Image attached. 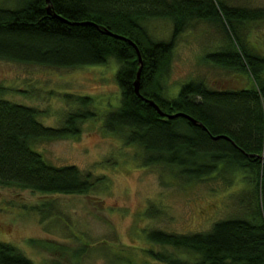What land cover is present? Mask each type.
Wrapping results in <instances>:
<instances>
[{
	"label": "trees",
	"instance_id": "trees-1",
	"mask_svg": "<svg viewBox=\"0 0 264 264\" xmlns=\"http://www.w3.org/2000/svg\"><path fill=\"white\" fill-rule=\"evenodd\" d=\"M13 0L0 4V60L50 68L78 69L118 64L116 81L120 106L109 112L104 128L137 146L142 165L155 168L163 183L167 178L192 185L211 178L240 179L251 187L253 205L247 200L243 216L217 221L208 231L191 234L152 230L149 241L186 254L147 250L162 264H264V54L249 38L255 25L264 22V8L228 0ZM172 24L167 41H156L148 24ZM213 26L223 39L221 49L205 60L222 70L250 80V86L216 89L200 80L184 84L175 98L164 95L160 79L168 72L179 38L197 23ZM75 23V24H73ZM90 23L89 25H82ZM101 28V29H100ZM143 59L141 94L169 115L161 117L135 93L138 55ZM0 85V186L45 195H87L106 181L77 166H54L35 150L40 142L76 138L87 121L98 114L91 97L66 95L75 109L62 126H45L41 112L6 99ZM171 180V181H172ZM232 183V180L230 181ZM100 185V186H99ZM149 217L153 211L148 210ZM0 264H34L15 246L0 241Z\"/></svg>",
	"mask_w": 264,
	"mask_h": 264
},
{
	"label": "rangeland",
	"instance_id": "rangeland-1",
	"mask_svg": "<svg viewBox=\"0 0 264 264\" xmlns=\"http://www.w3.org/2000/svg\"><path fill=\"white\" fill-rule=\"evenodd\" d=\"M13 0H0L10 4ZM264 8V0H228ZM156 41H167L172 24L156 20L147 26ZM250 42L264 54V22L254 26ZM222 35L207 23H197L176 43L168 72L160 79L164 95L175 98L181 87L200 80L216 89L250 86L247 78L205 60L221 49ZM117 62L78 69L50 68L0 60V85L6 99L38 109L47 127H61L75 106L66 95L91 97L98 114L82 126L79 137L44 141L35 150L54 166H77L106 179L87 195H45L0 186V241L15 246L34 264H162L147 250L168 252L151 243L147 233L161 230L191 234L208 231L217 221L243 216L251 187L241 177L211 178L183 185L142 165V152L127 146L104 128L105 116L122 100L116 81ZM232 180V183L230 181ZM245 198V199H244ZM153 211L149 217L148 210Z\"/></svg>",
	"mask_w": 264,
	"mask_h": 264
},
{
	"label": "water",
	"instance_id": "water-1",
	"mask_svg": "<svg viewBox=\"0 0 264 264\" xmlns=\"http://www.w3.org/2000/svg\"><path fill=\"white\" fill-rule=\"evenodd\" d=\"M51 1L52 0H46L47 2V11L48 13L53 16V17H56V18H60L63 22H67L69 24H71L69 21L67 20H64L62 19L61 17H58V15L54 12L53 10V7H52V4H51ZM75 24V23H73ZM90 23H84L82 25H89ZM101 29V28H100ZM102 32L108 36H111L113 38H116V39H119V40H123L127 43H129L131 46H133L137 52V55H138V60H139V70H138V73H137V78H136V81L134 82V89H135V93L136 95L141 99L143 100L144 102L148 103L150 106H152L156 112L161 116V117H165V118H168V119H176V118H179V117H182V118H186L188 119L189 121L193 122L195 125H198L202 128H204V126L202 124H200L199 122H197L196 120L190 118L189 116H186L184 114H177V115H169V114H166L164 113L160 107L153 101V100H150V99H147L145 98L142 94H141V75H142V69H143V59H142V56H141V52L138 48V46L132 42L130 39L126 38V37H123V36H119V35H116L114 33H112L111 31H109L108 29L106 28H102Z\"/></svg>",
	"mask_w": 264,
	"mask_h": 264
}]
</instances>
